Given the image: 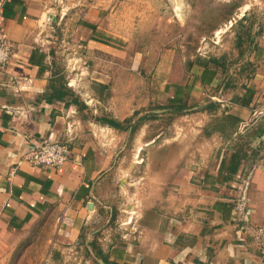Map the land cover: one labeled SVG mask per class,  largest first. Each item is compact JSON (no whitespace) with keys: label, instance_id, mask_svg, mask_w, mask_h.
Here are the masks:
<instances>
[{"label":"crops","instance_id":"obj_1","mask_svg":"<svg viewBox=\"0 0 264 264\" xmlns=\"http://www.w3.org/2000/svg\"><path fill=\"white\" fill-rule=\"evenodd\" d=\"M116 2L0 0V33L12 44L0 68V255L11 236L49 224L48 264L83 247L99 263L101 250L111 264H264V31L226 72L193 58L188 77L178 79L183 62L166 53L151 81L141 53L129 65L118 59ZM186 95L216 102L217 111L177 115L160 107L154 119L168 117L172 127L155 130L144 121L133 134L132 126L99 119L123 121L136 110L138 118L155 101L175 104ZM227 116L236 118L230 134L205 129L210 119ZM124 135L128 142L135 135V154L145 151L141 197L126 211L137 212L138 202L141 208L126 226L108 225L100 234L103 215L119 217L106 198L112 188L136 191L129 168L137 161L122 166ZM46 139L71 149L59 169L28 158ZM247 178L241 213L236 197Z\"/></svg>","mask_w":264,"mask_h":264},{"label":"rangeland","instance_id":"obj_2","mask_svg":"<svg viewBox=\"0 0 264 264\" xmlns=\"http://www.w3.org/2000/svg\"><path fill=\"white\" fill-rule=\"evenodd\" d=\"M115 1L119 4L116 48L119 54H123V57H118L122 64L129 65L131 56L141 53L142 55L139 58L142 57V61L140 64L146 63V67L152 70L155 63L164 58L167 53L170 60L176 58V60L180 61L181 59L183 62L184 71L180 67L178 73L175 74L178 79L188 77L190 60L199 56L201 58H206L207 55L222 57L223 54H227L230 65L236 67V60L240 58V51L252 45L250 40L255 38V33L259 29L264 31V0ZM248 28L251 31L249 32V36L252 35L251 37L246 35ZM70 64L71 66H77L79 61L72 60ZM159 75L161 77L163 73ZM157 77L158 74H155L152 70L150 80L157 81ZM119 92L121 93L120 96H124L123 93L126 91L121 90ZM186 100L188 104L197 106V109L192 111V108L191 111L183 114L205 111V105L208 104L206 99L199 102L187 95ZM164 104L168 105L170 103L163 99L159 103L155 101L153 105H150L147 112L156 111L155 113H160V110H162L160 106H165ZM144 121L150 123V127L155 130L161 127L168 129L172 127V121L168 117L161 120L158 118L142 120L139 122V126ZM217 121L219 120L210 119L207 121L205 129H212ZM249 122L251 123L250 126H253L252 122ZM135 135L132 136L130 142L127 141L128 136L124 135L120 147H123L122 153L127 152L122 156L123 169L130 165L131 160L137 161V166L133 170L129 168V180L135 182L131 189L136 191L129 192V195H127L125 186L117 185V187L112 188V194L107 195L106 198L111 202L110 208H114L113 211L119 217L111 219V216L103 215V220L98 222L100 234L107 229L108 225L113 229L123 225L126 226L124 222L129 219V216H136L140 211L141 203L139 202L136 208L137 212L129 213L126 211L129 202H134L141 197L142 182L140 177L143 171L141 159L145 156V151L143 150L139 154L136 153L138 155L135 156L137 149ZM126 142L128 144L125 146ZM132 147L133 150H131ZM105 219H109V222L104 227L102 222ZM122 223L124 224L122 225ZM51 234L50 225L45 224L31 233L23 235L18 240L11 236L10 242L5 244L4 252L0 255V264H48L50 262L48 260L50 253L48 240ZM66 257L70 258L55 264H100L93 254L85 250V247L81 251L75 249L73 252L67 253Z\"/></svg>","mask_w":264,"mask_h":264},{"label":"trees","instance_id":"obj_3","mask_svg":"<svg viewBox=\"0 0 264 264\" xmlns=\"http://www.w3.org/2000/svg\"><path fill=\"white\" fill-rule=\"evenodd\" d=\"M261 31L262 30L259 29V31H257L255 33V36H257ZM249 32H251V31L248 28L246 30V35L248 37H251L252 35L250 34V36H249ZM250 42L252 43L253 39H251ZM245 51H246V49L241 50L240 55L242 56ZM223 55L224 56H222V57L210 56L208 59H206V58L203 59L199 56L195 60L198 64L207 65L208 63L211 62V63L216 64V65H221L223 70L226 72L227 71V69H225L227 67L226 65L230 64V63L227 61V55L226 54H223ZM160 107H162V108L166 107L168 109L167 111H169L173 114H177V115L189 112V111H191L192 108H193L192 111L197 109L194 106V104H188L186 99L182 100L178 103H175V104L171 103V104H168L165 106H160ZM217 108H218L217 104L214 101H210V102H208V104L205 105V110H207L208 112H211V113H215V111H217ZM139 112L140 111L136 110L134 115L124 119L123 121H120V120H118L112 116H108V115H106V116L103 115L99 119L103 122L108 123L112 127L123 129V130H128L129 127L132 126V134H133L136 131V129L138 128V126L140 125V123H139L140 121L145 120V119H149V118H156L159 115L158 113H155V112H152V113L146 112L143 116L136 118V116ZM135 118L137 120L133 123V120ZM215 120H219V121H217V124H215L212 129L219 130L224 135L230 134L235 129V123H234V120L236 122L235 117L232 118V116H227V118H224V117L222 119L215 118ZM91 244H92L93 248L96 250L97 249L96 244H94L93 242ZM97 255L99 257H102L104 259L105 263L111 264L110 261L108 260V258L106 257V255L101 250H99V252H97Z\"/></svg>","mask_w":264,"mask_h":264},{"label":"built area","instance_id":"obj_4","mask_svg":"<svg viewBox=\"0 0 264 264\" xmlns=\"http://www.w3.org/2000/svg\"><path fill=\"white\" fill-rule=\"evenodd\" d=\"M11 54V40L5 33H0V68L7 64ZM71 154V149L66 142L58 139H46L30 151L28 158L38 166L59 169L70 160ZM248 185L249 180L247 178L242 181L239 188L240 193L236 197L237 207L241 213L244 212L248 204Z\"/></svg>","mask_w":264,"mask_h":264},{"label":"water","instance_id":"obj_5","mask_svg":"<svg viewBox=\"0 0 264 264\" xmlns=\"http://www.w3.org/2000/svg\"><path fill=\"white\" fill-rule=\"evenodd\" d=\"M131 129H132V128H131ZM131 129H130V131H131ZM90 205H93V203L91 202ZM100 263H101V264H105L103 260H100Z\"/></svg>","mask_w":264,"mask_h":264}]
</instances>
